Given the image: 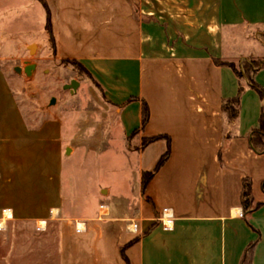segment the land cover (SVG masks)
<instances>
[{
  "label": "crops",
  "instance_id": "1",
  "mask_svg": "<svg viewBox=\"0 0 264 264\" xmlns=\"http://www.w3.org/2000/svg\"><path fill=\"white\" fill-rule=\"evenodd\" d=\"M33 3L54 56L82 62L118 116L36 129L0 69V264H242L252 240L264 264V202L241 205L244 177L264 201L249 142L264 100L241 81L237 117L222 107L240 84L224 62L264 60V0ZM254 79L264 89V65ZM115 141L136 166L103 163Z\"/></svg>",
  "mask_w": 264,
  "mask_h": 264
},
{
  "label": "rangeland",
  "instance_id": "2",
  "mask_svg": "<svg viewBox=\"0 0 264 264\" xmlns=\"http://www.w3.org/2000/svg\"><path fill=\"white\" fill-rule=\"evenodd\" d=\"M33 4V0H7L0 6V69L7 74L13 95L24 115L31 120L33 118L36 129L47 117L60 116L67 120L92 117L97 121L118 116L115 108L107 104L97 80L82 62L54 56L53 42L48 37L53 31L50 20L42 21L34 12ZM36 42L38 44L34 45ZM29 64L33 66L27 70ZM16 66H20L21 70L18 71ZM73 79L77 82L71 85ZM67 127L73 129L71 121ZM94 127L102 133L106 125ZM109 154L101 160L103 163L107 160L116 169L137 165L134 160L123 159L121 145L116 141Z\"/></svg>",
  "mask_w": 264,
  "mask_h": 264
},
{
  "label": "trees",
  "instance_id": "3",
  "mask_svg": "<svg viewBox=\"0 0 264 264\" xmlns=\"http://www.w3.org/2000/svg\"><path fill=\"white\" fill-rule=\"evenodd\" d=\"M219 62H224L218 59ZM228 63L235 73L237 74L240 84L238 88L237 94L232 98H227L223 101L222 107L229 112L231 119H235L238 115L239 111V102H240V95L244 90V86L242 85L241 81H246L249 86L256 89L262 99L264 100V89L263 87L256 82L254 79L255 72L264 65V60L258 58H245L239 61L238 63L235 62H224ZM148 116V109L147 106L144 105L143 111V119L145 120ZM146 142V141H145ZM249 142L250 146L256 152H264V102L262 105V112L260 116V125L258 128L253 129L249 134ZM152 174V172H144L143 174V183L145 184L148 177ZM262 189L264 191V180L262 182ZM264 201L257 202L254 200L252 195V182L249 177H244L242 180V190H241V205L243 209V215L247 218L249 213L256 209L260 204ZM256 241H250L244 252V256L242 258V264H252V256L253 250Z\"/></svg>",
  "mask_w": 264,
  "mask_h": 264
},
{
  "label": "built area",
  "instance_id": "4",
  "mask_svg": "<svg viewBox=\"0 0 264 264\" xmlns=\"http://www.w3.org/2000/svg\"><path fill=\"white\" fill-rule=\"evenodd\" d=\"M162 212L163 213H162V216L160 217V219H161L162 222H164V227L168 228L169 226H167V224L165 223V221H170V219L172 217L170 208L165 207V208H163ZM56 214H57V211L51 208L50 209V215L53 217ZM136 226H137V223L136 222H132L130 227L132 229H136ZM76 229L77 230H80V228H76Z\"/></svg>",
  "mask_w": 264,
  "mask_h": 264
},
{
  "label": "water",
  "instance_id": "5",
  "mask_svg": "<svg viewBox=\"0 0 264 264\" xmlns=\"http://www.w3.org/2000/svg\"><path fill=\"white\" fill-rule=\"evenodd\" d=\"M32 66H33V64H29V65L27 66V70H29ZM16 69H17L18 71H20V70H21V67H20V66H16ZM75 82H77V81H76L75 79H73L71 85H72L73 83H75Z\"/></svg>",
  "mask_w": 264,
  "mask_h": 264
}]
</instances>
